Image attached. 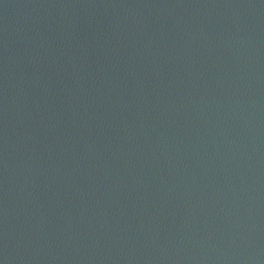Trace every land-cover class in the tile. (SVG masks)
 Masks as SVG:
<instances>
[{"label": "water", "instance_id": "1", "mask_svg": "<svg viewBox=\"0 0 264 264\" xmlns=\"http://www.w3.org/2000/svg\"><path fill=\"white\" fill-rule=\"evenodd\" d=\"M0 264H264V0H0Z\"/></svg>", "mask_w": 264, "mask_h": 264}]
</instances>
